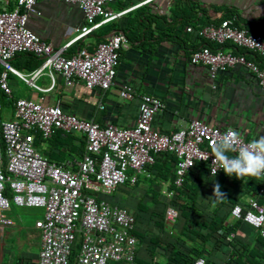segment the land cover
Wrapping results in <instances>:
<instances>
[{
	"label": "crops",
	"instance_id": "0c3cea01",
	"mask_svg": "<svg viewBox=\"0 0 264 264\" xmlns=\"http://www.w3.org/2000/svg\"><path fill=\"white\" fill-rule=\"evenodd\" d=\"M111 7L128 10L120 19L102 25L96 32L120 23L118 27L122 25L128 44L120 50L113 82L107 89H88L78 79L66 85L58 73L52 78L40 75L34 81L37 87H33L8 72L11 98L24 97L42 105L58 103L64 112L78 118L92 119L100 125L113 123L124 127L133 124L139 96L146 93L163 103L160 113L151 119V126L162 133L184 127L192 118H200L210 125L232 127L249 141L264 135V88L241 65L219 71L210 80L205 67L188 60L192 50L209 43L199 41L193 33L183 29L185 25L233 17L249 32L264 36V0H119ZM34 8L38 14L27 18L26 27L55 48L68 41L83 22L82 12L74 3L37 0ZM98 39L96 35L87 37L89 48ZM79 43H72L67 50H75ZM222 45L224 49L232 48L228 44ZM232 49L264 67V54L242 47ZM23 54L13 56L10 64L19 73L27 75L38 65L28 69L38 63V58H26ZM122 85H128L134 91L132 98L118 96ZM0 99L1 104L5 102V107L10 108L9 119L12 118V99ZM83 143V137L74 138L59 132H54L48 139L35 137L33 140L42 156L70 169H75L80 160ZM172 173L173 158L161 154L152 165L150 177H140L134 185H118L110 193L95 192L98 199L110 206L124 207L134 216L136 252L141 262L171 264L168 257L174 249L188 255L195 246L199 247L202 243L189 231L190 228L199 229L204 237L209 231L197 228L195 219L206 223L211 219L222 220L226 232L220 231V245L213 244V238L217 236L214 233L200 247V257L212 264H230L234 240L240 243L239 247L247 246L262 252L256 230L230 215V207L245 205L251 193L248 178L240 180L224 172L195 174L190 180L196 187L192 200L185 194L180 195L182 202L189 201V219L179 214L169 221L163 217V190L171 186ZM215 183L221 186L224 197L213 196ZM2 215L10 223H0V264H36L40 239L34 222L42 216L41 209L10 204ZM229 233L233 236L226 240ZM258 263L264 261L258 259Z\"/></svg>",
	"mask_w": 264,
	"mask_h": 264
},
{
	"label": "built area",
	"instance_id": "2783aa9c",
	"mask_svg": "<svg viewBox=\"0 0 264 264\" xmlns=\"http://www.w3.org/2000/svg\"><path fill=\"white\" fill-rule=\"evenodd\" d=\"M36 1L0 0V90L12 99V118L0 119V223H10L2 215L10 204L42 208V216L34 222L40 239L36 264H68L76 236L78 245L72 264H137L134 216L124 207L110 206L98 199L95 192L110 193L118 185H134L140 177H148L154 155L161 152L175 159L171 181L174 187L181 186L195 165L215 175L223 170L213 161L212 144L229 129H235L192 118L184 127L162 133L151 126V119L160 113L163 103L146 93L139 96L133 124L124 127L78 118L64 112L58 103L42 105L24 97L11 98L8 72L33 87H37L34 81L40 75L52 78L58 73L66 85L78 79L88 89L104 91L113 82L120 50L128 44L116 26L96 32L128 10L111 7L119 0H57L77 5L83 22L68 41L56 48L26 27L27 18L38 14ZM183 29L199 41L228 43L232 48L264 54V36L249 32L233 17L217 23L185 25ZM92 35L99 39L89 48L87 37ZM78 41L76 49L69 52L68 47ZM232 48L200 45L189 53L188 60L205 67L210 80L219 71L241 65L264 88V68ZM22 52L39 59L27 75L10 64V59ZM133 93L128 85L118 90L123 99L132 98ZM54 132L83 137V151L75 169L48 160L34 147L35 134L48 139ZM240 137L245 144L251 142L241 134ZM255 178L259 182L255 193L245 205H232L230 215L251 225L264 239V177ZM163 194L169 199L174 190L168 187ZM177 215L174 205L165 206L164 219L173 221ZM232 236L229 233L226 240ZM191 264H205L204 258L196 257Z\"/></svg>",
	"mask_w": 264,
	"mask_h": 264
},
{
	"label": "trees",
	"instance_id": "16d2710c",
	"mask_svg": "<svg viewBox=\"0 0 264 264\" xmlns=\"http://www.w3.org/2000/svg\"><path fill=\"white\" fill-rule=\"evenodd\" d=\"M219 20L220 19H218L214 23L219 22ZM205 23H208V22H203L202 24H205ZM236 24H238V23L236 22ZM119 25H120V23H118L116 25V27H118ZM118 30L122 31L125 34V32H124V30L122 28V25H121V27H118ZM125 36H126V34H125ZM126 38H127V36H126ZM127 40H128V38H127ZM225 44H228V43H225ZM202 45H204V44H202ZM205 45L209 46L211 49H217V48L223 49L224 48V45H218V44L209 43V44H205ZM234 52L241 53V52H238L236 50H234ZM22 53H24L23 55H25L26 58H28L27 56L35 57L31 53H26V52H22ZM17 54H20V53H17ZM254 61L259 64L258 61H256V60H254ZM38 63H39V59H38ZM38 63H33L31 66H29L28 69L34 68ZM260 67H262V66H260ZM262 68H264V67H262ZM64 134H66V133H64ZM35 137L41 138V136L38 133L34 135V138ZM34 138H33V140H34ZM161 154H168V155H170L173 158V169H174L175 159H174L173 155L168 153V152H161V153L155 154L153 163H154L156 157L161 155ZM229 155H230V153H229ZM3 161H4V158H3ZM153 163L149 167V170H148L149 173L152 172ZM191 170H192L191 172L187 173V175L184 178V180H183V182H182L180 187H174L171 184V186L169 188H172L174 190L173 196L171 198H169V199L164 197L165 198L164 205L165 206L167 204L174 205V207L177 209L178 215L180 214V216L183 217L184 219H189V212H190V208H189V204H188L189 201L182 202L181 198H180V195L185 194L188 200H192V197H193V194H194V190H195L196 187H194L193 183L190 181V180H192L191 178L195 174H198V173L208 174L207 171L204 169V167L202 165H200V164L199 165H195ZM221 172H223V171H221ZM221 172H219V173H221ZM219 173H217V174H219ZM172 175H173V173H172ZM150 176L151 175H149V177ZM145 178H147V177H145ZM246 178L249 179L250 192H251L249 196H251L252 194L255 193L259 182H258L257 178H255V177H246ZM186 190H190V192H187ZM5 192H6V189H5ZM185 192H187V193H185ZM193 214H195V213H193ZM178 215H177V217H178ZM221 221H222L221 219H211V220H209L206 223V222L198 221V220L195 219L194 220V225L197 228H200V229H202V227L207 229L209 231V234L204 237L198 231L199 229L190 228L189 231L192 234H194L195 237L199 238L202 244L199 247L195 246L193 248L194 249L193 251L190 249L191 253H189L188 255H184V254L182 255V254L178 253L177 251H175V249H174L173 251H171L170 256L168 257L169 258L168 262H170L171 264H191L196 257L200 256L199 254L202 251V248H200V247L203 245V242L206 240V238L209 235H211V234L213 235L214 233L217 234V236H215V237L212 236V237H214L213 238V240H214L213 244H217V246L220 245V243H221V233H220V231L223 230L224 232H226L224 230L223 226H222V222ZM133 233H134L135 237L137 238V236H136L134 231H133ZM257 238H258V241L263 246V250L260 253H258L255 249L249 248L247 246L239 247L240 243L237 240H234V244L233 245L231 244L232 247H233L232 248V255L233 256L231 257V260H229V263L230 264H259L258 263V259H261V260L264 261V239L262 237H260L259 235H258ZM77 245H78V236H76L74 241H73V244H72V247H71V250H70V254H69V262H68V264H72L73 258L76 255ZM135 261H136L137 264H144L143 262H141L139 260L137 252H136V256H135ZM204 262H205V264H212V263L208 262L205 259H204Z\"/></svg>",
	"mask_w": 264,
	"mask_h": 264
},
{
	"label": "clouds",
	"instance_id": "9594fccd",
	"mask_svg": "<svg viewBox=\"0 0 264 264\" xmlns=\"http://www.w3.org/2000/svg\"><path fill=\"white\" fill-rule=\"evenodd\" d=\"M239 146V147H237ZM213 157L227 176L264 177V135L245 144L236 130L229 129L218 141L212 144ZM229 153H236L230 156ZM219 183L214 184L213 196L224 197Z\"/></svg>",
	"mask_w": 264,
	"mask_h": 264
},
{
	"label": "rangeland",
	"instance_id": "374dc122",
	"mask_svg": "<svg viewBox=\"0 0 264 264\" xmlns=\"http://www.w3.org/2000/svg\"><path fill=\"white\" fill-rule=\"evenodd\" d=\"M2 97V100L4 99V101L6 100V98H5V96L3 95V94H1L0 93V98ZM5 102H3L2 104H1V99H0V119L2 120H7V119H9V113H10V108L9 107H5ZM5 112H7L6 114V116H3L4 115V113ZM11 112H12V109H11ZM125 184H127V183H125ZM39 209H41V211H42V208H39Z\"/></svg>",
	"mask_w": 264,
	"mask_h": 264
}]
</instances>
